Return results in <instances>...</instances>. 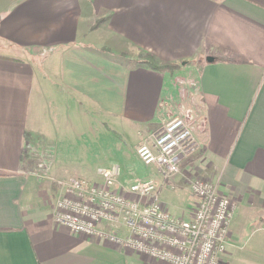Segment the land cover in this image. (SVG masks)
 <instances>
[{
  "label": "crops",
  "instance_id": "1",
  "mask_svg": "<svg viewBox=\"0 0 264 264\" xmlns=\"http://www.w3.org/2000/svg\"><path fill=\"white\" fill-rule=\"evenodd\" d=\"M185 73L198 149L150 179L189 205L192 175L218 183L236 202L221 264H264V0H0V264H164L56 224L54 180L162 174L136 150L182 110Z\"/></svg>",
  "mask_w": 264,
  "mask_h": 264
},
{
  "label": "built area",
  "instance_id": "2",
  "mask_svg": "<svg viewBox=\"0 0 264 264\" xmlns=\"http://www.w3.org/2000/svg\"><path fill=\"white\" fill-rule=\"evenodd\" d=\"M197 149L192 119L181 115L141 143L136 154L168 181L181 172L183 159ZM99 173V181L75 177L54 180L61 192L55 203L56 224L164 264H221L236 202L220 191L218 183L192 175L190 215L178 217L160 202L154 180L134 178L127 185L121 184L118 165L102 168ZM102 225L122 227L124 234Z\"/></svg>",
  "mask_w": 264,
  "mask_h": 264
},
{
  "label": "rangeland",
  "instance_id": "3",
  "mask_svg": "<svg viewBox=\"0 0 264 264\" xmlns=\"http://www.w3.org/2000/svg\"><path fill=\"white\" fill-rule=\"evenodd\" d=\"M164 69H170V70L172 69L173 70V67L172 68H166L165 67ZM177 69H180V67ZM174 74H176V73H174ZM183 77H184L185 81H184V84L181 86H182L183 90H185V93H183L184 94V100H183L182 104H180V109H182V110L180 111V113L176 114V116H181L184 114H192V109H193L192 105L195 104L194 101H195L196 95L192 91L193 86L191 85L193 82L189 78L190 76L188 74L185 73L183 75ZM191 119H192V117H191ZM195 122H197V120H194V118H193V120H192L193 126H194ZM42 150H44V149H42ZM38 163L40 164V162H38ZM44 164L45 163L43 162L41 164V166H43ZM140 165L143 168L151 167V166H146L141 161H140ZM161 176H162L161 174H130L129 180L134 179V178H140V177L147 178V179L156 177L159 179ZM159 200L161 203L166 204L168 209L175 216L187 217L190 215V205L188 204L189 192L185 191L183 193L182 190L180 189V187L178 188V186H172V184H170L169 186H167V185L163 186L161 188V191L159 194Z\"/></svg>",
  "mask_w": 264,
  "mask_h": 264
},
{
  "label": "trees",
  "instance_id": "4",
  "mask_svg": "<svg viewBox=\"0 0 264 264\" xmlns=\"http://www.w3.org/2000/svg\"><path fill=\"white\" fill-rule=\"evenodd\" d=\"M142 64H148L152 69L155 70H164V68H174V66L169 65V64H164V63H159L158 60L156 59L155 56L153 55H148L144 57H140L139 61ZM264 222V219L262 220Z\"/></svg>",
  "mask_w": 264,
  "mask_h": 264
},
{
  "label": "water",
  "instance_id": "5",
  "mask_svg": "<svg viewBox=\"0 0 264 264\" xmlns=\"http://www.w3.org/2000/svg\"><path fill=\"white\" fill-rule=\"evenodd\" d=\"M207 61H208V62H213V61H214V58L209 57V58H207Z\"/></svg>",
  "mask_w": 264,
  "mask_h": 264
}]
</instances>
